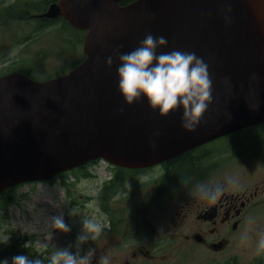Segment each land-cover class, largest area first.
<instances>
[{"label": "water", "instance_id": "water-1", "mask_svg": "<svg viewBox=\"0 0 264 264\" xmlns=\"http://www.w3.org/2000/svg\"><path fill=\"white\" fill-rule=\"evenodd\" d=\"M40 16L87 30L86 57L46 80L0 76V192L98 158L149 166L264 120V0H58ZM148 33L168 41L157 54L195 52L209 65L213 101L192 132L182 108L161 116L144 97L128 105L119 60L106 65L114 49L130 52Z\"/></svg>", "mask_w": 264, "mask_h": 264}, {"label": "rangeland", "instance_id": "rangeland-1", "mask_svg": "<svg viewBox=\"0 0 264 264\" xmlns=\"http://www.w3.org/2000/svg\"><path fill=\"white\" fill-rule=\"evenodd\" d=\"M12 1L0 0V8ZM35 1L38 6L41 5L38 3L40 0ZM32 12L39 13L40 10L34 9ZM59 19L63 23L57 22L40 32L36 30L40 25L36 17L28 21L11 19L8 21H12L10 24L0 26V75L14 71L30 72L28 69H31L34 78L44 80L71 69L84 53L78 36L80 31L63 18ZM84 35L82 33L81 37ZM30 37L32 39H28ZM239 141H253L255 145L243 143L234 153H226L229 156L228 163L215 170L212 176L237 183L262 180L264 120L217 137L203 146L217 149ZM209 158L215 160L222 157L217 158L211 153ZM67 179L75 182L70 185L72 195L67 193V189L57 179L54 183H25L17 186L10 194L0 196V239L9 237L7 244L0 243L1 252L6 247L5 255L0 253V261L7 259L11 264L12 257L27 255L48 264V258L57 247L72 246L70 250L75 252L76 238L82 230L81 219L95 215L104 229H113L118 225L119 231L103 229L95 241L81 245V255L90 248L95 249L92 263L107 255L110 264H123L126 261H130V264H228L232 260L240 264H264V248L260 247V241L264 238V204L248 215L242 229L235 232L231 244L223 252H215L190 240H184V244L181 240L171 238L173 229L166 217L170 213L168 206L161 209L155 207L153 210L160 218L156 233L150 236L148 234L152 233L151 229H143L147 226L145 222L138 227L129 222L134 210L124 209L122 213H126V218L122 221H118L117 217L109 220L105 211L96 212L95 208L88 207L89 204L94 205L93 202L86 205L81 203L87 199L86 193L96 190L98 177L75 176L73 172L67 174ZM73 209L76 216L69 215ZM60 214L70 226V232H61L50 226V217ZM26 243L27 248L24 247ZM142 245L152 247L151 256H133V252Z\"/></svg>", "mask_w": 264, "mask_h": 264}, {"label": "flooded vegetation", "instance_id": "flooded-vegetation-1", "mask_svg": "<svg viewBox=\"0 0 264 264\" xmlns=\"http://www.w3.org/2000/svg\"><path fill=\"white\" fill-rule=\"evenodd\" d=\"M202 147L193 150L196 154L188 151L192 155H180L148 167L126 169L112 164L111 175L98 178L96 190L85 194V205L93 202L107 213L109 220L113 219V214L124 219V209L134 210L129 222L137 227L145 222L147 226L143 229H151L150 236L156 233L160 218L153 210L168 206L170 213L166 217L173 229L171 238L184 244V240H190L215 252H223L248 215L264 204V178L238 184L214 178V171L225 167L229 156L224 154L221 159L208 162L206 157L210 150L202 152L199 150ZM217 189L220 194L215 200L202 194ZM152 251V247L142 245L133 256H151Z\"/></svg>", "mask_w": 264, "mask_h": 264}, {"label": "clouds", "instance_id": "clouds-1", "mask_svg": "<svg viewBox=\"0 0 264 264\" xmlns=\"http://www.w3.org/2000/svg\"><path fill=\"white\" fill-rule=\"evenodd\" d=\"M230 12L231 7L223 9ZM230 18L225 16V20ZM168 41L164 36L145 35L139 45L127 53H121L120 48L113 50V55L108 56L106 65L111 67L114 57L119 60L117 68L118 90L128 105L140 101L141 97L147 99L149 106L159 110L161 116H167L179 108L183 109L181 126L192 132L201 122L203 114L213 101V81L209 72V65L195 52L173 49L167 53L157 54V49L167 46ZM255 78V77H253ZM229 83V81H225ZM254 106L253 109L257 108ZM121 112L123 108L119 109ZM155 148V145H152ZM215 200L220 194V189L215 192H203ZM89 208H99L89 204ZM69 215L76 216L73 209ZM82 230L77 235L75 248L72 252L69 247L56 248L48 258V264H92L95 249L81 255V245L88 241H95L102 233L104 225L95 215L85 216L81 219ZM50 226L61 232H70V226L65 222L62 214L50 217ZM9 237L0 239V243L7 244ZM27 248V243L24 245ZM264 248V238L260 241ZM0 264H9L7 259ZM11 264H44L39 258H30L27 255H16L11 258ZM98 264H110L107 255L99 258Z\"/></svg>", "mask_w": 264, "mask_h": 264}, {"label": "trees", "instance_id": "trees-1", "mask_svg": "<svg viewBox=\"0 0 264 264\" xmlns=\"http://www.w3.org/2000/svg\"><path fill=\"white\" fill-rule=\"evenodd\" d=\"M56 0H40L38 3H41L40 6L37 5V2L35 0H24V1H15L11 4H7L5 6V8H3L1 10L0 13V22L1 25H5V24H10L11 19H17V20H22V21H28L30 20V18L33 17V10L34 9H38L40 10V12L44 11L47 9L48 5ZM134 0H121V4L125 5L128 3H131ZM5 18V19H4ZM60 18H63V16H61ZM40 22V25L36 28L37 32L42 31L44 28L51 26L55 23H57L55 19H42L39 18L38 19ZM65 20V19H64ZM66 21V20H65ZM67 23H69L68 21H66ZM82 33H85L83 31H80V34L78 36H80V42L83 41ZM28 39H32L31 37ZM30 72H32L31 69H28ZM28 72V73H30ZM31 74V73H30ZM82 169H86L85 167H81ZM83 175H92V173L88 170H83ZM57 179L59 180L60 184H62L66 189H67V193L68 194H72L71 192V187L70 185L73 184L72 181L68 180L66 175H64V173L59 174L58 176L54 177V179L51 180V182L57 181ZM14 186L9 188L10 189V193L14 191ZM9 189L7 190V192H9ZM230 264H240V263H235V262H231Z\"/></svg>", "mask_w": 264, "mask_h": 264}, {"label": "bare ground", "instance_id": "bare-ground-1", "mask_svg": "<svg viewBox=\"0 0 264 264\" xmlns=\"http://www.w3.org/2000/svg\"><path fill=\"white\" fill-rule=\"evenodd\" d=\"M15 1H18V0H14V1H12V2H10L9 4H11V3H13V2H15ZM53 2H55V1H53ZM53 2H51V3H53ZM50 3V4H51ZM8 4V5H9ZM49 4V5H50ZM48 5V6H49ZM5 6H6V4H3V6L0 8V11L3 9V8H5ZM41 15V13H33V17H36L37 19L39 18V17H42V16H40ZM80 60H77V62L76 63H78ZM75 63V64H76ZM14 72H23V73H27V74H29L32 78H34L30 73H28V72H24V71H14ZM10 73H13V72H10ZM33 73V72H32ZM66 73V71H64V73L63 74H65ZM60 75H62V74H60ZM59 76V75H58ZM34 79H36V78H34ZM36 80H39V79H36ZM180 155H183V156H190V155H192V154H190V153H187V152H182V153H180V154H178V155H175V156H173V157H171V158H169V159H165L164 161H162V162H165V161H168V160H170V159H174V158H176V157H178V156H180ZM206 160L208 161V162H210V158L209 157H206Z\"/></svg>", "mask_w": 264, "mask_h": 264}]
</instances>
